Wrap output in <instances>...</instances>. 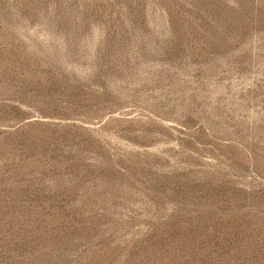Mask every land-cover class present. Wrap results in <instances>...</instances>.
<instances>
[{
	"label": "rangeland",
	"instance_id": "obj_1",
	"mask_svg": "<svg viewBox=\"0 0 264 264\" xmlns=\"http://www.w3.org/2000/svg\"><path fill=\"white\" fill-rule=\"evenodd\" d=\"M0 264H264V0H0Z\"/></svg>",
	"mask_w": 264,
	"mask_h": 264
}]
</instances>
